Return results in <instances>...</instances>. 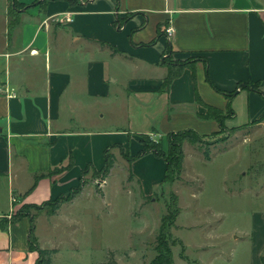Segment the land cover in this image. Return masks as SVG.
Here are the masks:
<instances>
[{
  "label": "crops",
  "instance_id": "0c3cea01",
  "mask_svg": "<svg viewBox=\"0 0 264 264\" xmlns=\"http://www.w3.org/2000/svg\"><path fill=\"white\" fill-rule=\"evenodd\" d=\"M16 2L12 17L11 0H0V264H36L39 257L30 248V218L11 221L23 204L80 187L54 214L44 209L35 218L39 245L57 249L55 264L61 250L51 230L62 223L52 220L71 219L64 212L87 189L83 172L103 167L107 147L138 153L141 135L149 134L166 149L171 131H217L216 119L202 117L207 108L198 95L224 112L231 103L228 127L264 114V0ZM169 58L191 62L161 90ZM5 86L17 95H6ZM231 91V98L223 93ZM187 147L192 143L183 145L184 163ZM129 161V180L142 196L152 198L167 183L163 157L148 152ZM55 167L63 169L49 174ZM43 216L50 224L42 232Z\"/></svg>",
  "mask_w": 264,
  "mask_h": 264
},
{
  "label": "rangeland",
  "instance_id": "374dc122",
  "mask_svg": "<svg viewBox=\"0 0 264 264\" xmlns=\"http://www.w3.org/2000/svg\"><path fill=\"white\" fill-rule=\"evenodd\" d=\"M216 132L203 135L211 158L197 154L201 144L192 143L183 164L187 174L182 171L179 179L164 183L157 200L142 196L137 182L129 180L131 161L122 147L113 150L115 166L104 187L98 184L103 180L98 170L84 171L87 189L64 212L71 219L52 220L62 223L51 230L61 250L55 264H107L111 259L113 264H148L156 254L155 238L171 193L178 195L181 207L172 234L185 247L181 242L173 246V264L263 263L264 114L232 134ZM128 147V153L135 152ZM48 221L40 219V231H48Z\"/></svg>",
  "mask_w": 264,
  "mask_h": 264
},
{
  "label": "trees",
  "instance_id": "16d2710c",
  "mask_svg": "<svg viewBox=\"0 0 264 264\" xmlns=\"http://www.w3.org/2000/svg\"><path fill=\"white\" fill-rule=\"evenodd\" d=\"M18 2L16 0H11V15L12 17L15 16ZM15 19V18H14ZM116 24H121L120 20H116ZM13 25V21H12ZM159 32H161L159 30ZM191 62V59L187 60H173L169 58L166 59V64L168 66V73L166 77L164 78L162 82L161 90H168L170 88L172 80L180 75L183 71V69L189 65ZM207 78L210 80V76L207 73ZM211 81V80H210ZM245 86L253 87L255 89H259V85L257 83L253 82H246ZM228 97H232L235 94V91L231 92H223ZM261 93L264 95V92L261 91ZM197 99L199 102L204 104L207 108V112L202 115L204 118H214L219 122V130L226 131L228 129L229 134H232L237 127H227L224 123L226 117H232L235 115L234 109L231 107V103H228L227 109L224 112L222 109L205 103L199 95L197 96ZM215 133H217L215 131ZM149 134H142L141 135V141L143 143V148L136 154V155H130L126 154L128 160H132L138 156H141L143 154H146L148 152H153L155 155L163 157L166 161V173L164 177V182H174L175 180L180 178V175L183 171V164H184V142H190V143H200L202 152L204 154V157L206 159L211 158V147L204 143L203 135L200 134L198 131L192 128L179 130V131H171L167 133V141L168 146L165 149L162 145V141L159 139L157 142L153 141ZM227 135L221 137V140H224ZM104 165L103 167L98 170V174L101 176V178L105 179L115 162V156L111 152V147H107L105 149L104 154ZM63 167H55L50 169L49 174L53 172L61 171ZM45 173H42L40 175H37V178L44 176ZM35 185V184H34ZM33 185V186H34ZM80 187L74 188L68 195H60L56 199L45 201L41 204H23L14 215L11 217V221H17L23 216H28L31 221L30 226V233H29V243L30 248L35 249L39 253V257L37 259L36 264H51V258L53 253L57 251L55 248H42L39 243L38 239L35 235V218L37 214L43 209H47L48 214H54L56 210L61 206V204L67 200H70L74 197V195L78 192ZM167 212L162 215L161 217V223L159 226L158 234L155 238V245L154 249L156 251L155 256L148 264H173L174 263V254H173V246H175L177 243L181 242L183 249L184 244L179 238H176L172 234V228L176 226V220L178 215L181 212V207L179 205V199L178 195L175 193H171L170 200L167 203ZM30 208H36L38 211L37 213H30ZM182 256H185L182 254ZM112 260V259H111ZM110 260V261H111ZM107 263V264H113V263ZM264 264V261H263Z\"/></svg>",
  "mask_w": 264,
  "mask_h": 264
},
{
  "label": "built area",
  "instance_id": "2783aa9c",
  "mask_svg": "<svg viewBox=\"0 0 264 264\" xmlns=\"http://www.w3.org/2000/svg\"><path fill=\"white\" fill-rule=\"evenodd\" d=\"M67 19H68V20H72L71 15H69V16L67 17ZM166 31H167L168 35L171 36L172 33H173V28H172L171 26H169V27H167ZM4 92H5V94L8 95V96H16V95H17L16 91H15L13 88H10V87H8V86H5V87H4ZM106 181H107L106 178L103 179V180H102V183H98L99 186H104V184L106 183Z\"/></svg>",
  "mask_w": 264,
  "mask_h": 264
}]
</instances>
